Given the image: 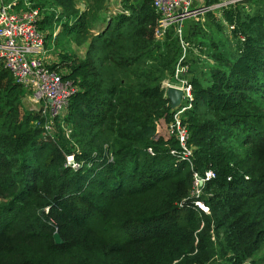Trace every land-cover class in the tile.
<instances>
[{
    "label": "trees",
    "instance_id": "trees-1",
    "mask_svg": "<svg viewBox=\"0 0 264 264\" xmlns=\"http://www.w3.org/2000/svg\"><path fill=\"white\" fill-rule=\"evenodd\" d=\"M29 1L46 10L40 31L61 26L81 43L76 0ZM139 1H124L128 14L111 18L84 59L47 64L73 88L57 118L25 110L26 92L0 68V264H247L262 250L264 0L220 12L230 50L197 46L208 57L182 61L189 158L168 132L176 110L162 87L176 41L154 38L158 15ZM207 171L214 178L192 197L193 175Z\"/></svg>",
    "mask_w": 264,
    "mask_h": 264
},
{
    "label": "built area",
    "instance_id": "built-area-1",
    "mask_svg": "<svg viewBox=\"0 0 264 264\" xmlns=\"http://www.w3.org/2000/svg\"><path fill=\"white\" fill-rule=\"evenodd\" d=\"M151 6L158 15L155 38H161L172 27L181 28L183 23L193 17L204 13L219 11L241 2V0H150ZM19 0L6 3L0 0V68L10 72L14 82L26 92L32 94L35 101L43 103L42 113L50 119L62 115L67 106L68 99L73 93V88L68 83H63L61 76L50 71L45 60V35L39 30L42 14L33 8L29 0ZM180 31V30H179ZM181 57L175 66L171 78L162 83L167 89L172 87L182 92L181 105L176 110L173 120L169 125V134L175 135L185 158L191 156V151L185 147L187 131L181 124L182 114L191 108V85L187 79V64H183ZM50 101V103H49ZM49 129V126H46ZM151 153V150L148 151ZM172 155H177L175 151ZM72 161V157H68ZM71 163L70 161H68ZM214 178L212 171H207L203 176L193 175L192 197L198 198L207 180ZM195 205L208 212L200 202Z\"/></svg>",
    "mask_w": 264,
    "mask_h": 264
},
{
    "label": "rangeland",
    "instance_id": "rangeland-1",
    "mask_svg": "<svg viewBox=\"0 0 264 264\" xmlns=\"http://www.w3.org/2000/svg\"><path fill=\"white\" fill-rule=\"evenodd\" d=\"M4 1L10 3L12 0ZM124 1L125 0H76L75 8L84 13L83 18L85 24L81 29L82 34L78 39V42L81 43L75 42L74 37H68L62 34L61 26H53L54 29L52 28L51 30L45 28V30L42 31L44 35H46V33H52V40H46L45 37L44 47L46 63H48L49 66L59 63L60 57L63 54L73 55L79 59H84L95 38L108 28L111 18L122 13L125 15L128 14V12H124L126 4ZM137 3H140V1L138 0V2H136V0H128L127 2L128 5H137ZM249 7L253 6L248 5L245 9L247 10ZM45 14L46 10H43V17ZM220 15L221 13L219 11L204 13L186 20L181 28L172 26L161 38H154L163 43L167 40L168 35H172V38L176 41V48L173 49L177 50L178 62L181 57H184L182 60L183 62L186 61V59H188L189 62L195 61L200 55L202 59H206L208 56L202 52L199 54L198 52L200 51L197 46L202 47V49L217 47V49H219L218 52L221 51L222 53L233 47L234 42L230 37L228 29L224 26L225 24H223V28H220L216 22L221 21ZM154 24L155 34L157 22ZM82 38L84 40L83 42L81 41ZM200 69L205 72L207 71V68ZM59 70L60 72L65 71L61 66L59 67ZM22 105L27 111H39L44 109L43 103L35 101L32 94L29 92L25 93ZM44 110L46 111V109ZM261 111H264V107H262ZM67 163L71 167H76V164H73L71 160L67 159ZM215 261L216 263L214 264H223L218 258H215ZM252 261L254 264H264V246ZM252 261H248L247 264H252Z\"/></svg>",
    "mask_w": 264,
    "mask_h": 264
},
{
    "label": "water",
    "instance_id": "water-1",
    "mask_svg": "<svg viewBox=\"0 0 264 264\" xmlns=\"http://www.w3.org/2000/svg\"><path fill=\"white\" fill-rule=\"evenodd\" d=\"M166 97L170 102L172 110H177L181 105L182 92L178 89L170 87L167 89ZM53 240L56 245H60L62 243L59 235L56 232L53 234Z\"/></svg>",
    "mask_w": 264,
    "mask_h": 264
},
{
    "label": "crops",
    "instance_id": "crops-1",
    "mask_svg": "<svg viewBox=\"0 0 264 264\" xmlns=\"http://www.w3.org/2000/svg\"><path fill=\"white\" fill-rule=\"evenodd\" d=\"M8 1H10V0H8ZM13 1H14V0H12L10 3H13ZM19 8H20V5L16 6V7H15V10H17V9H19Z\"/></svg>",
    "mask_w": 264,
    "mask_h": 264
}]
</instances>
